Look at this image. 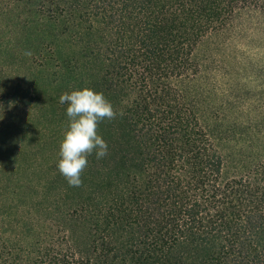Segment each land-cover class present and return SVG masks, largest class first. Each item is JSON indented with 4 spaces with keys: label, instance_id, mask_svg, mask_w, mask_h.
Returning <instances> with one entry per match:
<instances>
[{
    "label": "trees",
    "instance_id": "16d2710c",
    "mask_svg": "<svg viewBox=\"0 0 264 264\" xmlns=\"http://www.w3.org/2000/svg\"><path fill=\"white\" fill-rule=\"evenodd\" d=\"M0 3L42 71L0 61V103L68 123L87 87L117 113L79 187L59 152H0V264H264V0Z\"/></svg>",
    "mask_w": 264,
    "mask_h": 264
},
{
    "label": "rangeland",
    "instance_id": "374dc122",
    "mask_svg": "<svg viewBox=\"0 0 264 264\" xmlns=\"http://www.w3.org/2000/svg\"><path fill=\"white\" fill-rule=\"evenodd\" d=\"M1 4L0 61L3 64V85L24 75H28L29 81L30 79H39L41 69L30 71L26 66V61L24 62L27 55L24 49H32L36 39L26 38L24 35H18L16 39H11L9 32L14 31V27L5 18L8 15ZM24 45L26 46L24 47ZM39 87L47 89L52 94L59 92L58 89L52 88L48 84ZM52 110L48 104H41L33 110H27L21 106L5 107L0 103V152H30L31 154L59 152V145L68 128V123L66 119L60 121L61 118L53 114Z\"/></svg>",
    "mask_w": 264,
    "mask_h": 264
},
{
    "label": "clouds",
    "instance_id": "9594fccd",
    "mask_svg": "<svg viewBox=\"0 0 264 264\" xmlns=\"http://www.w3.org/2000/svg\"><path fill=\"white\" fill-rule=\"evenodd\" d=\"M24 51L30 52V49ZM59 103L67 105L68 128L59 145L56 168L70 187H79L87 157L93 152L97 159L107 154V142L96 131L98 123L114 119L117 113L102 92L87 87L62 93Z\"/></svg>",
    "mask_w": 264,
    "mask_h": 264
}]
</instances>
